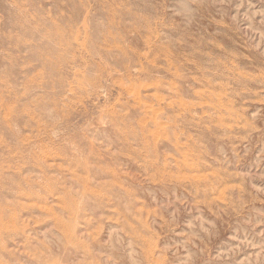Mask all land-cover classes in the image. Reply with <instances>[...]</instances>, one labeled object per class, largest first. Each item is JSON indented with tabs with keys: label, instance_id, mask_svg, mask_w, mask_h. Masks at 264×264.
Returning a JSON list of instances; mask_svg holds the SVG:
<instances>
[{
	"label": "rangeland",
	"instance_id": "374dc122",
	"mask_svg": "<svg viewBox=\"0 0 264 264\" xmlns=\"http://www.w3.org/2000/svg\"><path fill=\"white\" fill-rule=\"evenodd\" d=\"M0 264H264V0H0Z\"/></svg>",
	"mask_w": 264,
	"mask_h": 264
}]
</instances>
